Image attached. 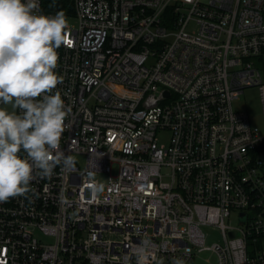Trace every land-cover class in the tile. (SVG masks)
Instances as JSON below:
<instances>
[{
	"label": "built area",
	"instance_id": "obj_1",
	"mask_svg": "<svg viewBox=\"0 0 264 264\" xmlns=\"http://www.w3.org/2000/svg\"><path fill=\"white\" fill-rule=\"evenodd\" d=\"M72 6L56 71L75 167L0 203V264H123L143 240L164 264H264V0ZM251 88L261 129L234 108Z\"/></svg>",
	"mask_w": 264,
	"mask_h": 264
},
{
	"label": "clouds",
	"instance_id": "obj_2",
	"mask_svg": "<svg viewBox=\"0 0 264 264\" xmlns=\"http://www.w3.org/2000/svg\"><path fill=\"white\" fill-rule=\"evenodd\" d=\"M67 28L65 14H44L39 0H0V203L27 195L37 176L75 167L74 157L60 150L72 112L58 90L63 77L56 71ZM151 248L143 240L123 264L133 258L135 264L150 258L164 264L150 256Z\"/></svg>",
	"mask_w": 264,
	"mask_h": 264
},
{
	"label": "rangeland",
	"instance_id": "obj_3",
	"mask_svg": "<svg viewBox=\"0 0 264 264\" xmlns=\"http://www.w3.org/2000/svg\"><path fill=\"white\" fill-rule=\"evenodd\" d=\"M204 2H207V0H204ZM190 31H193L190 30ZM10 108V105L8 106ZM234 108L236 110H243L245 111L250 119V122L253 126H256L258 128H262L263 126V114H262V108L260 103V96L257 89L251 88L244 92V94L240 97V99L234 104ZM168 133L164 132L162 135H159L157 137V143L159 145H166L168 142ZM79 166L81 168L85 165L84 158H79L78 160ZM116 168L114 169V174H116ZM99 181L101 184H104L107 181V176L100 175ZM235 219H232V221L229 223L230 225L235 226ZM221 242V237L218 232H211L209 237L206 240L207 245H212L214 243ZM217 260L216 257L204 252L199 253L195 255V261L194 264H216Z\"/></svg>",
	"mask_w": 264,
	"mask_h": 264
},
{
	"label": "trees",
	"instance_id": "obj_4",
	"mask_svg": "<svg viewBox=\"0 0 264 264\" xmlns=\"http://www.w3.org/2000/svg\"><path fill=\"white\" fill-rule=\"evenodd\" d=\"M44 6L48 11L73 14L72 0H45Z\"/></svg>",
	"mask_w": 264,
	"mask_h": 264
}]
</instances>
